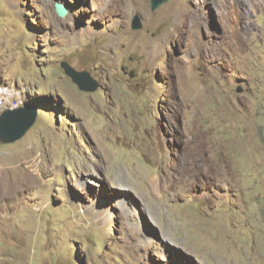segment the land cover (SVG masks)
Here are the masks:
<instances>
[{"label":"rangeland","instance_id":"1","mask_svg":"<svg viewBox=\"0 0 264 264\" xmlns=\"http://www.w3.org/2000/svg\"><path fill=\"white\" fill-rule=\"evenodd\" d=\"M0 87V264H264V0H0Z\"/></svg>","mask_w":264,"mask_h":264},{"label":"water","instance_id":"2","mask_svg":"<svg viewBox=\"0 0 264 264\" xmlns=\"http://www.w3.org/2000/svg\"><path fill=\"white\" fill-rule=\"evenodd\" d=\"M168 0H151L152 10L157 9ZM55 9L59 16L65 17L69 13L67 4L57 1ZM133 28H140L142 20L136 15L132 22ZM61 66L72 80L84 91H93L99 81L88 70H78L69 61L64 60ZM36 119V110L29 104L18 108H7L0 113V143H12L19 140Z\"/></svg>","mask_w":264,"mask_h":264},{"label":"built area","instance_id":"3","mask_svg":"<svg viewBox=\"0 0 264 264\" xmlns=\"http://www.w3.org/2000/svg\"><path fill=\"white\" fill-rule=\"evenodd\" d=\"M7 93H10V92L5 87H0V111L3 110L4 107L6 106L13 107V106H16L17 104L19 105L20 103V100L15 101V99L13 100L14 102H12L10 100V95H8Z\"/></svg>","mask_w":264,"mask_h":264},{"label":"bare ground","instance_id":"4","mask_svg":"<svg viewBox=\"0 0 264 264\" xmlns=\"http://www.w3.org/2000/svg\"><path fill=\"white\" fill-rule=\"evenodd\" d=\"M68 6V5H67Z\"/></svg>","mask_w":264,"mask_h":264}]
</instances>
